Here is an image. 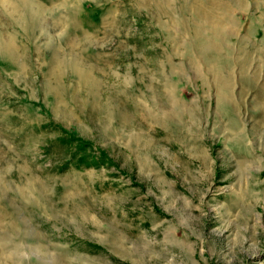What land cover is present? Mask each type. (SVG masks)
Listing matches in <instances>:
<instances>
[{
    "label": "rangeland",
    "instance_id": "374dc122",
    "mask_svg": "<svg viewBox=\"0 0 264 264\" xmlns=\"http://www.w3.org/2000/svg\"><path fill=\"white\" fill-rule=\"evenodd\" d=\"M30 2L0 0V264H264V0Z\"/></svg>",
    "mask_w": 264,
    "mask_h": 264
},
{
    "label": "bare ground",
    "instance_id": "6f19581e",
    "mask_svg": "<svg viewBox=\"0 0 264 264\" xmlns=\"http://www.w3.org/2000/svg\"><path fill=\"white\" fill-rule=\"evenodd\" d=\"M17 2H23V3H25V12L27 11V13H28V15H31V16H35L36 15V13L34 12V9H33V7L31 6V2H30V0H17ZM197 9V8H196ZM197 12V11H196ZM26 13V14H27ZM197 14V13H196ZM204 16V15H203ZM208 17V16H207ZM204 18H206V16L204 17ZM206 20V19H205ZM208 20V19H207ZM10 48H12V46L11 45H7V46H4L3 47V49H8V50H10ZM80 72V71H79ZM83 72V71H82ZM81 73V72H80ZM79 73V74H80ZM82 74V73H81ZM84 74V73H83ZM87 78H88V76H87Z\"/></svg>",
    "mask_w": 264,
    "mask_h": 264
}]
</instances>
